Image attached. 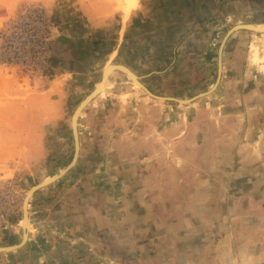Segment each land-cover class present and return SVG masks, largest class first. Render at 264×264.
Wrapping results in <instances>:
<instances>
[{
	"label": "rangeland",
	"instance_id": "obj_1",
	"mask_svg": "<svg viewBox=\"0 0 264 264\" xmlns=\"http://www.w3.org/2000/svg\"><path fill=\"white\" fill-rule=\"evenodd\" d=\"M20 1L0 0V12L5 6L11 9L1 25L14 14L16 5ZM40 1L57 25V30L50 35L46 50L48 58L46 65L36 64L28 70L23 68L21 70L15 66L9 69L0 67V197L4 195L6 199V201L4 199L0 201L2 214L0 216V246L13 245L21 241L23 200L29 188L40 181L54 177L71 160L74 152L71 114L79 101L87 94V90L75 91L64 77L52 75L49 58L54 34L60 31V22L54 10L58 6L70 10L69 3L73 1ZM97 1V6L107 3L110 9L122 12L124 17L126 13H129V11L126 12L128 0ZM142 1L148 11L147 18L144 19L145 25L141 27V32L139 30V35L143 34L140 39L142 41L136 43L137 48H140L142 52L141 67L145 70L150 68L161 75L156 77L159 85L154 92L155 95L173 97L170 99L174 112L176 108H183L189 103H194L197 110L193 120H198L195 125H191V133L186 140L195 152L188 156L187 165L177 171L170 170L169 175L166 176L164 174L168 171L165 166L162 165L157 171L158 178L169 177L171 181L175 178H184V182L173 184L170 181L163 184L158 188L157 194L164 200L166 195H171L174 199L185 195L191 207L194 205L200 209L198 214H211L212 200L220 194L218 187H214V182L218 179L219 183V176H221L220 181L226 180L227 184L229 173H231L229 162L226 160L228 165L225 162V151L230 147L231 139L221 140L215 133L221 132L222 138L230 130L243 134L251 130L252 126L249 122L235 120L236 114L247 115L250 119L264 114V79L261 74L264 70L262 69L261 73L256 71L258 69L256 65L264 63L262 60L264 53L260 54V49L264 47V33L247 29L233 30L221 47L220 73L218 72L219 47L224 35L232 26L241 23H264V0ZM150 17L152 19H149ZM233 34H236V37L227 43V39ZM239 35L245 36L244 40L250 41L247 48L242 46V51L249 54L246 62L251 63L255 69L251 73L247 72V75L244 72L235 74L230 70L232 68L230 62V65L226 62L227 53L231 50V45L239 40L237 37ZM191 36L194 42L188 43ZM190 45L193 47L189 49ZM149 53L152 56L156 54L150 65L149 56L146 55ZM145 57L148 65L144 62ZM133 62L138 63V60L131 61L132 67ZM111 63L122 64L118 59ZM224 63H226L225 66ZM237 63L245 66V62ZM126 76L125 79H129L127 74ZM130 83L128 84L133 86L141 96L150 97L140 86H136L131 81ZM247 88L254 89L248 91ZM198 94L201 95L188 102L182 103L175 100L189 99ZM162 99L158 98V101L154 102L159 104V112L162 110L163 113L165 109L161 105ZM256 105H260V109ZM236 122L238 124L235 125ZM239 136L243 137V135ZM89 157L94 158V160L91 159L93 162L97 158L98 162H101L103 158L102 155L96 158L92 155ZM105 157L108 158V156ZM113 157L118 158V155ZM237 159L238 166L244 163L240 161V156L234 157V163ZM219 160L223 163L218 166ZM162 162L163 160L160 161ZM75 164L55 179V183L52 181L47 186H55L56 194L67 196L77 191L83 192L81 188V192L78 189L69 191L72 181L69 184L64 183L69 171L80 175L78 176L80 183L81 181L91 183V175L95 173L102 178L106 175L109 178L115 177L118 173L114 170L108 173L102 170L94 172L77 169ZM130 168L131 166L127 167L122 173L125 174L127 184L126 194L131 198L144 188L140 186L138 174ZM151 172L156 173L155 170L143 169L140 176L147 175L154 179ZM198 173L201 175L198 176ZM203 183H205L204 186ZM227 188L225 186L221 190L222 193H225ZM202 190L210 200L211 208L201 206L199 192ZM93 192L95 194L100 191L93 190ZM5 193L9 194L8 198ZM241 205L244 206L242 203L237 204L242 208ZM252 210L254 218L258 211ZM194 219L197 223L198 219ZM28 222L29 229H26V233L30 234L34 230H41L39 226H47L46 222L39 226L34 222L30 223L29 219ZM196 227L195 230L187 232L184 237L168 232L157 236H140L138 233L130 234L131 230L117 228L94 230L90 241L93 246L92 251L88 253L80 250H74L71 253L52 251L47 253V257L51 260H61V262L73 260L76 264H86L87 261V264H264L262 245L257 247L258 244H264L261 236L257 239L248 230H221L222 235L218 233L215 235L213 230L206 228L203 230L204 225ZM63 242L70 243L68 239ZM63 242L58 244L65 246ZM24 245L10 251H1L0 264H41L40 262L44 261L46 252L33 251L29 246L24 247Z\"/></svg>",
	"mask_w": 264,
	"mask_h": 264
},
{
	"label": "crops",
	"instance_id": "obj_2",
	"mask_svg": "<svg viewBox=\"0 0 264 264\" xmlns=\"http://www.w3.org/2000/svg\"><path fill=\"white\" fill-rule=\"evenodd\" d=\"M72 1L69 3L70 10L59 6L54 10L60 22V31L54 34L51 43L49 58L52 75L64 77L75 91L87 90L88 94L100 80L103 67L118 59L154 94L159 85L156 77L161 75L150 68L145 70L141 67L142 52L136 46V43L142 41L140 39L143 34L139 35V30L141 32V27L145 25L144 19L147 18L148 10L143 6V1L136 0L135 6L125 17L122 12L110 9L107 3L97 6V0ZM10 11L9 7L2 8L0 25ZM235 37L236 34L231 35L227 43ZM237 37L239 40L231 45L226 62L231 64L230 70L235 74L244 72L247 75L255 70L250 62H246L249 54L242 51V46L247 48L250 41L244 40L245 36L242 35ZM189 42H194L192 36L189 37ZM192 47L190 45L189 49ZM263 49L264 47L260 49V54L264 53ZM146 55L149 56L150 65L156 54ZM133 60H138V63L133 62L132 67ZM148 61L145 57V64ZM237 62H245V66H240ZM256 67V71L261 73L264 63ZM261 74L264 79V72ZM125 76V72L121 70H111L102 90L91 98L77 117L80 147L75 167L94 172L102 170L109 173L114 170L118 172L117 176L109 178L106 175L102 178L95 173L91 175V183L81 181V184L78 178L80 175L69 171L64 179V183L69 184L72 181L69 191L81 188L83 192L80 190L81 193L77 191L62 196L55 193V186L46 185L36 189L27 201L28 219L30 223L34 222L38 226L46 222L47 226H39L41 230L27 233L25 245L22 244L21 247L24 245L33 251L46 252L41 264H76L73 260H51L47 253H71L74 250L88 253L93 250L90 241L94 230L117 228L131 230L130 234L138 233L140 236H157L168 232L184 237L187 232L195 230L196 226L204 225L203 230H213L215 235H222L221 230H248L257 239L261 236L264 240V114L251 119L247 115L236 114L235 120L249 122L252 126L251 130L243 134L230 130L222 138L221 132L215 133L221 140L231 139L230 147L225 151V162H229L231 173L227 184L226 180L220 181L221 176L219 183L218 179L214 182V187H218L220 194L212 200V213L198 214L200 209L193 204L194 208L191 207L185 195L183 199L166 195L164 200L157 194L159 187L171 181L169 177L158 178L159 168L165 166L168 172L164 175H169L170 170L177 171L185 167L189 161L188 156L195 154L186 140L189 139L191 127L198 122L193 120L196 106L189 103L183 108H176L174 112V107L171 106L173 97H162L160 101L165 110L163 113L162 110L159 112V104L154 102L158 98L151 95V98L141 96L130 86V80H126ZM254 88L247 89L253 91ZM256 106L259 109L261 107ZM90 155L95 158L102 155L103 158L101 162H98V158L93 162L94 158L89 157ZM116 155L118 158L113 157ZM235 156H240V161L244 163L238 166V159L234 163ZM220 163L223 162L219 160L217 165ZM129 166L138 174L140 186L144 188L131 198L126 194L127 184L125 174L122 173ZM143 169L155 170L156 173L151 172L155 180L147 175L140 176ZM219 171L221 173V169ZM171 182L182 183L184 178H175ZM225 186L228 187L227 191L222 193ZM93 190L100 192L93 194ZM199 194L201 206L211 208L205 191L202 190ZM241 203L244 204L241 205L242 208L237 206ZM252 209L258 211L254 218ZM194 218L198 219L197 223ZM65 239L70 243L63 242ZM59 242H63L65 246L59 245ZM260 245L264 251V244H258L257 247Z\"/></svg>",
	"mask_w": 264,
	"mask_h": 264
},
{
	"label": "built area",
	"instance_id": "obj_3",
	"mask_svg": "<svg viewBox=\"0 0 264 264\" xmlns=\"http://www.w3.org/2000/svg\"><path fill=\"white\" fill-rule=\"evenodd\" d=\"M56 30L55 21L40 0H21L0 26V67L28 70L36 64L45 66L50 35ZM2 199L6 201L4 195Z\"/></svg>",
	"mask_w": 264,
	"mask_h": 264
},
{
	"label": "water",
	"instance_id": "obj_4",
	"mask_svg": "<svg viewBox=\"0 0 264 264\" xmlns=\"http://www.w3.org/2000/svg\"><path fill=\"white\" fill-rule=\"evenodd\" d=\"M236 29H247V30H251V31H254V32H259V33H264V30L263 29H260V28H257L254 26L253 23H241V24H236L234 26L231 27V29H229L226 34L224 35V38L222 40V43L220 44V47H219V56H218V72H220V69H221V59H220V51H221V47H222V44L223 42L225 41V39L228 37V35L233 31V30H236ZM121 70L123 72H125L126 74H134L127 66L123 65V64H116V63H111V64H108V65H105L103 67V70H102V74H101V78L100 80L98 81V85L102 84L105 82V79H106V76H107V72H109V70ZM136 76V75H135ZM218 80V78H217ZM217 80H216V83H217ZM137 83L139 84V86L149 95L153 96V97H156V98H162L161 96H158V95H154L153 93H151L139 80L138 78L136 79ZM98 87V86H97ZM94 90H92L90 93H88L84 98H82L77 107H75V109L73 110L72 114H71V119H70V122H71V132H72V137H73V141H74V152H73V156L71 158V160L68 162V164L65 166V168H63V170L61 172H59L57 175H55L52 179H48V180H43V181H40L38 182L37 184L35 185H32L29 190L27 191L26 195H25V198L23 200V211H22V214H23V219L26 220V217H27V199L29 198V196L38 188L42 187V186H45L47 185L48 183L54 181L55 179H57L58 177H60L63 173H65L76 161L77 159V155H78V149H79V141H78V133H77V117H78V114L80 113V111L84 108V106L91 100V98H93L100 90H96L95 93H93ZM200 94L192 97V98H189V99H175L177 102H188L190 101L191 99L199 96ZM85 102V103H84ZM82 107L80 108V110L78 111V113L76 114L77 110H78V107L82 104ZM26 237H27V233H26V228L23 227V234H22V238H21V241L17 244H13V245H8V246H0V252L1 251H7V250H11L13 248H16V247H19L21 246L25 240H26Z\"/></svg>",
	"mask_w": 264,
	"mask_h": 264
},
{
	"label": "bare ground",
	"instance_id": "obj_5",
	"mask_svg": "<svg viewBox=\"0 0 264 264\" xmlns=\"http://www.w3.org/2000/svg\"><path fill=\"white\" fill-rule=\"evenodd\" d=\"M135 4H136V0H128V6H127V10H126V12H128L131 8H133L134 6H135ZM126 15H127V13H126ZM254 26L255 27H257V28H260V29H263L264 30V23H257V24H254ZM109 72H110V70H109ZM108 73V72H107ZM128 75V77H129V80L133 83V84H135L136 86H139V84L137 83V81H136V79H137V77L135 76V74H127ZM98 86V87H97ZM102 84H100V85H98V83L94 86V91H93V93H95L96 92V90L98 89V90H100L101 88H102ZM213 88V87H212ZM204 94V93H203ZM201 95V94H200ZM85 103V102H84ZM84 103H82L79 107H78V109L80 110V108L82 107V105L84 104ZM78 110V111H79ZM53 177H51V178H49V179H52ZM46 180H48V179H46ZM21 224H22V227H25L26 229H29V222H28V218L26 217V220H24L23 218H22V222H21Z\"/></svg>",
	"mask_w": 264,
	"mask_h": 264
}]
</instances>
